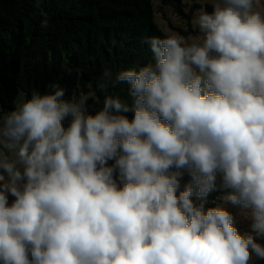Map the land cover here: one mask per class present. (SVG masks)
<instances>
[{
	"label": "clouds",
	"instance_id": "obj_1",
	"mask_svg": "<svg viewBox=\"0 0 264 264\" xmlns=\"http://www.w3.org/2000/svg\"><path fill=\"white\" fill-rule=\"evenodd\" d=\"M210 3L103 72L129 99L53 82L0 112V264L264 261V9Z\"/></svg>",
	"mask_w": 264,
	"mask_h": 264
},
{
	"label": "trees",
	"instance_id": "obj_2",
	"mask_svg": "<svg viewBox=\"0 0 264 264\" xmlns=\"http://www.w3.org/2000/svg\"><path fill=\"white\" fill-rule=\"evenodd\" d=\"M185 5L182 0H0V112L15 108L20 91L43 93L53 82L65 90V99L88 96L91 110L102 107L106 94L129 99L124 83L103 90L96 84L106 69L115 74L149 61L147 37L191 32L199 5L188 10ZM205 6L211 11V4ZM218 195L219 190L209 193V201Z\"/></svg>",
	"mask_w": 264,
	"mask_h": 264
},
{
	"label": "rangeland",
	"instance_id": "obj_3",
	"mask_svg": "<svg viewBox=\"0 0 264 264\" xmlns=\"http://www.w3.org/2000/svg\"><path fill=\"white\" fill-rule=\"evenodd\" d=\"M182 2L185 5V9L188 10V7L192 6L193 4H197L199 5V7L193 12V16H192V19H191V26H190V29L192 30L191 32H189L187 35H184L186 37H189V36H195L198 34V29L196 28V26L193 24V17H194V14L200 9L201 5L202 4H211L210 3V0H182ZM256 3L258 5V8L259 9H264V0H256ZM158 19H160L161 23L164 24V22L166 21L165 19L159 17ZM169 29V27L167 28ZM166 29V30H167ZM168 31V30H167ZM24 96V93L22 91L19 92V94L17 95L15 101H14V105L16 106L18 101L20 100V98ZM188 177L187 175H185L184 179L186 180ZM229 207V210L232 211L234 213V215H236V220H237V227L240 231H250V228H249V222L244 219L243 217L239 216L237 214V208L236 206H232V205H228ZM257 264H264V261H258Z\"/></svg>",
	"mask_w": 264,
	"mask_h": 264
}]
</instances>
